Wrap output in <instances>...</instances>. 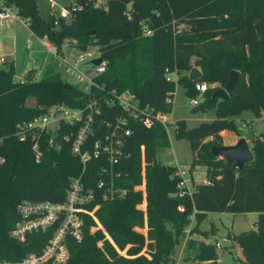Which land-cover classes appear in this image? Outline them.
Wrapping results in <instances>:
<instances>
[{"label":"trees","instance_id":"16d2710c","mask_svg":"<svg viewBox=\"0 0 264 264\" xmlns=\"http://www.w3.org/2000/svg\"><path fill=\"white\" fill-rule=\"evenodd\" d=\"M81 2L68 20L53 13L41 14L35 0H0V8L2 4L14 6L34 35L46 37L59 51L64 39L75 40L79 50L98 46L107 62L99 83L107 90L133 94L140 105L148 104L153 112L170 113L175 85L190 100L198 95L194 86L205 84L200 100L189 112L212 110L215 118L192 129H187L183 120L174 123L175 140H184L190 149L187 172L200 166L206 181L193 184L189 197L178 198L172 196L177 184L175 169L155 158L157 151L168 148L165 130L157 123L148 128L131 120L132 132L116 164L119 174L110 179L113 187L125 190V194L112 200L101 198L97 182L103 176L97 159L87 163L81 177L84 187L96 193L87 207L99 204L95 214L111 241L100 230L91 232L95 222L84 216L81 238L65 235L68 257L61 264H170L192 212L189 234H198L201 239L190 237L183 244L191 261L217 264L216 250L204 243L210 233L198 230L206 213H254V229L229 238L240 250L241 259L233 261L264 264V139H250L251 160L240 170L209 152L213 146H221V132L242 137L234 117L246 110L256 119L264 113V0H106L104 7L96 6L94 0ZM127 13L140 19L135 31L127 24ZM144 29L150 35L144 34ZM48 63L39 79L22 82L14 79L12 61L0 64V264H24L41 256L59 221L43 230L26 232L23 240L15 239L11 230L22 220L18 205L25 200L63 202L70 180L83 168L70 141H61L55 151L48 147L47 135L41 133V158L35 162L33 141L28 138L22 142L16 134L17 124L39 116L48 106L64 103L75 107L89 99L76 85L65 89L67 80L62 79L56 63L52 58ZM192 68L200 77L189 81ZM164 70L176 75L175 83L165 81ZM230 71L238 77L228 99L213 98L212 92L224 87ZM29 97L35 100L34 107L27 105ZM68 130L63 126L60 131ZM142 162L145 212L138 208L142 192L134 189L142 184ZM179 207L182 211L178 212ZM144 220L146 236L135 230ZM145 244L148 256L140 253ZM126 246L127 256H123L118 251ZM35 264L55 263L46 260Z\"/></svg>","mask_w":264,"mask_h":264},{"label":"built area","instance_id":"2783aa9c","mask_svg":"<svg viewBox=\"0 0 264 264\" xmlns=\"http://www.w3.org/2000/svg\"><path fill=\"white\" fill-rule=\"evenodd\" d=\"M49 1L51 2V0ZM81 1L71 0L68 6L59 7L55 13L56 16L67 20L72 18L74 12L81 7ZM127 16L130 19L129 13ZM5 19L20 20L21 17L18 16L14 6L2 4L0 21ZM144 34L150 35V31L144 29ZM40 40L42 46L56 63L57 71L60 72L61 76L63 75L70 80V82L67 81V84L78 86L83 93L88 95L89 99L82 105L75 107L64 103L48 106L39 116L17 124L16 134L22 142L28 138L33 141L31 149L35 153V162H39L41 158V151L38 149V139L41 133L47 135L48 147L55 151H58L61 141H70L72 153L79 157L83 168L77 177L70 180L63 202L22 201L17 208L22 220L11 230V235L15 239L23 240L26 232L43 230L55 221H59L58 228L55 230L52 239L44 247L41 256L31 257L24 264H35L46 260L61 264L68 257L64 243L65 235H70L76 240L80 239L84 216L89 217L94 222H99L95 214L99 204L95 203L91 209L87 207L95 199L96 193L93 189L85 188L81 181L87 163L94 159L99 160L101 176L109 179L106 182L102 177L97 182L101 198L112 200L121 197L125 194V190L114 188L110 179L119 174L116 171V164L123 156L126 139L132 132L131 120L138 121L148 128L153 123H157L161 125L163 130H165V125H170V123L167 120V114L153 112L148 104L140 105L133 94L127 91L118 93L113 88L107 90L105 84L99 83L97 79L105 72L107 62L102 58L98 46L90 45L86 50H79L74 45L75 40L64 39L63 47L59 51L57 46L49 42L46 37H40ZM25 47L31 49V42L27 41ZM96 58L101 59L99 64L93 62ZM2 63L4 60L0 57V64ZM163 77L166 82L175 83L177 79L176 75L168 73L166 70H164ZM23 80L24 78H19L17 81L22 82ZM194 89L198 95L188 100L190 107L196 105L200 100L201 93L205 91L206 86L205 84H196ZM114 110H118L119 114H115ZM63 126L68 127L67 133H61L60 130ZM1 162H3L2 158H0ZM173 168L175 169L174 177L177 184L176 192L172 196L177 198L189 197L194 185L187 177V170L178 164L173 165ZM141 174L142 184L135 186L134 189L140 190L144 196V172ZM138 208H140L139 205ZM141 210L145 212V208ZM177 211H182V208L179 207ZM193 214L194 212L190 215V224L184 230L185 237L181 244L182 247L188 238L195 236L189 234L193 224ZM250 229H254L253 225ZM216 246L218 245L215 244L214 247Z\"/></svg>","mask_w":264,"mask_h":264},{"label":"rangeland","instance_id":"374dc122","mask_svg":"<svg viewBox=\"0 0 264 264\" xmlns=\"http://www.w3.org/2000/svg\"><path fill=\"white\" fill-rule=\"evenodd\" d=\"M70 1L71 0H51V3L49 0H35V3L41 14H47L50 12V9H58L59 7L68 6ZM94 4L96 6L104 7L106 0H94ZM133 18L134 17L131 16L129 21ZM9 21L12 20H3V28L0 33V54L4 53L5 56H7V58L2 57L4 62H13L15 80H18L19 77L22 78V76L25 77L28 72H31V77L37 80L46 69L52 56L47 52L44 46H42L40 37H36L29 29H27L21 20L13 22ZM27 41L31 42V49L25 47ZM62 79L70 82V80L63 75ZM27 105L34 107L35 100L31 97L27 98ZM189 110L190 106L188 100L184 97V94H182L181 87L175 85L171 110L170 113L166 115L167 120L170 123V125H165L168 148L157 151L155 156L157 162L169 167L178 164L183 167L184 170H188V165L191 160L190 149L184 140H175L173 124L177 120H183L185 127L187 129H192L200 123H209L215 118L214 111L212 110L206 113L193 114H191ZM234 122L237 128L243 131L241 138L245 140V143L249 148L251 147L250 139L252 137L264 139V113L261 114L260 118L256 119L250 111L246 110L240 115L234 117ZM218 136V142L221 146L232 145L239 139L230 132L223 134L219 133ZM142 166V172H144L143 162ZM186 174L188 179L192 181V184L206 183L204 169L200 166L195 167L193 171L187 172ZM141 200L142 202L139 204L140 208L146 209L145 195L142 196ZM255 220L256 215L254 213L244 215L207 213L205 215L204 219L200 222L198 229L201 232L212 231L213 235H210L206 242L212 244V246L213 244L215 245V243L218 244V247H215L217 264H239L233 260L238 258V256L241 259L239 254L240 251H237L239 255L235 254V250L230 246L231 242L229 238L232 235H238L249 231ZM96 230H100L102 235L111 241L110 236H108L100 222H95V225L90 227L91 232ZM135 230L146 236V220H144L142 227H135ZM98 245H101V241L98 242ZM128 247L129 246H126L123 250H119V253L127 256L126 250ZM173 251L170 264H208L207 262L191 261L190 256L185 253L181 246L175 247ZM140 253L146 256L149 255L146 251V244L141 249Z\"/></svg>","mask_w":264,"mask_h":264},{"label":"water","instance_id":"95a60500","mask_svg":"<svg viewBox=\"0 0 264 264\" xmlns=\"http://www.w3.org/2000/svg\"><path fill=\"white\" fill-rule=\"evenodd\" d=\"M83 3H80V6H82ZM140 19L139 17H134L131 21L127 22L129 26L132 27V30L135 31L137 28V25L139 23ZM92 33V32H90ZM89 33V34H90ZM101 61L100 58H96L93 60L95 64H99ZM227 82L224 85L223 88H218L212 92V97L217 98L220 101H226L228 99L229 94L233 90V86L235 84V81L238 77L237 72L230 71L228 73ZM188 80L192 81L195 78H199V72L196 68H192L188 75ZM31 79V72H28L25 76V81H29ZM65 89H71V85L64 84ZM210 155L215 156L218 159L224 161L225 163H232L233 168L240 170L244 165H247L249 161L251 160V153L250 148L248 145H246L245 140L242 138H239L234 144L229 146H213L210 149Z\"/></svg>","mask_w":264,"mask_h":264},{"label":"crops","instance_id":"0c3cea01","mask_svg":"<svg viewBox=\"0 0 264 264\" xmlns=\"http://www.w3.org/2000/svg\"><path fill=\"white\" fill-rule=\"evenodd\" d=\"M48 13H53V14H55V13H57V9H50V12H48ZM9 20H12V21H9V22H13V21H20L21 20V22L27 27V21L25 20V19H23V18H21L20 20H14V19H9ZM2 25H3V21H0V33H1V29L3 28L2 27ZM28 29V28H27ZM0 57H3V58H7V56H5V54L3 53V54H0ZM52 58V57H51ZM10 60V59H9ZM20 78V77H19ZM18 78V79H19ZM22 78H24L25 79V77L24 76H22ZM21 79V78H20ZM223 133H227V132H221L220 134H223ZM195 185V184H194ZM207 214V213H206ZM205 214V215H206ZM204 215V216H205ZM256 215V214H255ZM192 227V226H191ZM199 230V229H198ZM208 233H210V235H213V233H212V231H209ZM191 239H193V240H195V241H197V240H200L201 239V237L197 234V235H195L194 237H191ZM183 241V240H182ZM182 241H181V244H182ZM229 241V240H228ZM231 242V241H230ZM204 243H206V244H210V243H207L206 241H204ZM181 244H180V246H181ZM216 244V243H215ZM210 245H212V244H210ZM218 245V244H217ZM215 245L213 244V247H214ZM229 246V245H228ZM231 247H233V250H235V254L236 255H239L240 254V252H239V254L237 253V251L239 250L238 248H237V246H236V244L234 243V242H231V245H230ZM216 247H218V246H216ZM225 247H227V246H225ZM181 248H182V246H181ZM214 249H215V247H214ZM240 251V250H239ZM238 258L240 259V257L238 256Z\"/></svg>","mask_w":264,"mask_h":264}]
</instances>
